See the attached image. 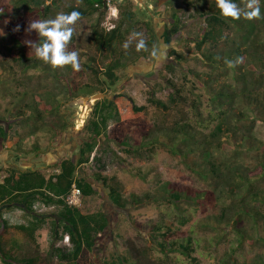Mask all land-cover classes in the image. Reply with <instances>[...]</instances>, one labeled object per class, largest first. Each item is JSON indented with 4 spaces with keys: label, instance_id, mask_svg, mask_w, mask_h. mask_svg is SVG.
<instances>
[{
    "label": "trees",
    "instance_id": "16d2710c",
    "mask_svg": "<svg viewBox=\"0 0 264 264\" xmlns=\"http://www.w3.org/2000/svg\"><path fill=\"white\" fill-rule=\"evenodd\" d=\"M60 1L52 0V3L47 5L45 0H0V23H6L8 29L0 38V98L13 97V100L8 101L9 103L0 112V125L4 126L0 131V138L6 139L10 135L9 132L13 131L11 155L14 156L40 158L48 152L55 151L56 143L59 144L67 131L74 128V119L72 120L71 117L77 110L73 108L76 100L96 93L106 94L104 89L97 90V87L82 82L84 71L80 56L79 71L73 70L71 66L66 67V70L65 68L54 70L38 60L31 43L38 41L39 37L35 33L28 32V26H25L32 20L26 18L18 23L11 21L14 9L16 11L24 9L27 14L42 11L38 19H48L54 15L53 9L59 6ZM196 1L198 6H202L198 12L204 23L203 30L197 41H188L184 47L189 55L194 49L195 59L200 60L210 72H196L188 68V76L185 75L179 85L167 77L164 78L170 86L167 89L169 101L174 102L177 98L186 99L184 96L187 93L193 95L196 99L192 106L201 121H203L200 112L203 106L201 99L203 90H207L211 94L212 106L209 120L214 127L207 140V137L199 139L196 135L189 134L186 125H177L174 128L178 129L173 130V133L182 136L170 137L168 139L170 143L165 144L171 155L180 158L182 164L190 165L194 177L198 178L197 181L205 177L207 186L199 184L200 188L191 189L164 183L152 192L143 194L132 192L129 197L123 196L121 187L114 183L116 178L105 175L107 161L104 159L112 153L108 145L111 142L127 149L129 155L137 153V148H126L124 145L126 132L123 130L129 122L141 117L146 107L138 106L128 95L117 97L113 110L108 109L103 100L93 105L91 118L86 121L82 129L84 132L90 130L91 134L87 135L80 144L77 155L71 153L69 159L56 160L42 172H21L19 168H15L13 173L0 182V212L3 208L17 207L23 208L27 213H33V202L38 199L58 206L50 213L38 214V217L49 215L57 219L52 228L55 240L59 237L61 223L64 224L62 226L64 235H69L74 247L72 264H96L95 252L98 239L110 226L105 208L106 200L86 178V174L94 179V183L106 189L111 203L121 209L114 234L124 242H127V234L133 229L141 231V234L148 232L150 249L157 250L164 257L177 253L192 264H204L196 256L198 247L211 253L218 250L222 240L236 237L237 250L233 248V253H226L219 264H264L262 253H256L250 261L238 260L239 252L247 247L254 249L256 246L264 249V140L251 143L239 137L243 132H250L256 122L264 127V0H260L262 18L252 21L223 18L216 6V0ZM104 2V0H82L83 5H69L65 8V13L79 11L81 19L99 13L97 28L100 26V18L104 15L102 9ZM233 2L240 4L241 0H233ZM186 3L189 6V2ZM118 6L121 17L117 28L108 35L97 28L93 34L97 49L105 50L113 57L116 56V50L123 42L124 33H129L137 24L135 8L138 7L135 6L134 0H121ZM169 21L171 22H168L169 25L172 23L176 25L179 23V18L172 17V21ZM18 25L19 31H14ZM225 29H231L233 32L227 49L218 50L216 53L208 52L206 46L212 43L215 33H222ZM153 38L157 40L155 36ZM152 52L151 49L140 51L132 49L126 58H115L106 65L105 78L110 85H116L120 70L134 66L140 60L154 59ZM84 57L89 64L87 67L95 74L100 73L95 65V58L88 55ZM168 57L174 61L172 67L174 64L183 66L190 60L184 52L175 49L169 51ZM236 57H243V63L235 68H228L224 64L225 59L235 60ZM90 65L93 67L90 68ZM15 66H19V71ZM223 71L237 83L238 90L224 86L219 88L218 74ZM26 81L31 84L28 88H25ZM151 96L152 94L148 98L150 104L168 110L169 106ZM239 98H243V103L249 102L250 99H253L255 104L258 103L256 118L245 120L244 112L236 108ZM108 112L120 113V121L109 126L110 114H106ZM147 126L150 125L144 126V129ZM159 128L158 125L152 126L154 132ZM152 129L149 127L148 132L141 133L143 138L150 133L154 135L150 138H155L150 142L152 146L162 147L163 132L162 135H156L152 133ZM144 144L140 143V147L143 148ZM230 144H233V147H230ZM216 151L222 154L221 157H216ZM242 152L253 153L261 160L255 171L244 164L247 155H241ZM116 162L119 164L118 159ZM207 169H209L207 174H204ZM155 182L156 180L149 181L150 184ZM47 184L56 187L62 196L60 195L56 200L47 195L44 189ZM73 185H77L82 192L81 205L78 207H71L65 203V197ZM161 200L170 202L180 210L183 209L182 204L201 208L202 213L210 208L212 214H215L202 217L198 226L203 231L214 232L215 242L202 241L196 244L192 236L175 239L180 227L170 221L158 222L142 232L144 228L131 219L127 210L141 209ZM226 200L232 201V204L224 205ZM9 225V222L3 221L2 232L7 230ZM19 228L24 231L26 229L24 226ZM254 229L257 230L256 236ZM0 257L5 263L41 264L43 256L38 252H23L17 245L7 249L0 240ZM43 260L45 264H59L54 262L51 252ZM121 263L133 264L128 263L124 258Z\"/></svg>",
    "mask_w": 264,
    "mask_h": 264
},
{
    "label": "rangeland",
    "instance_id": "374dc122",
    "mask_svg": "<svg viewBox=\"0 0 264 264\" xmlns=\"http://www.w3.org/2000/svg\"><path fill=\"white\" fill-rule=\"evenodd\" d=\"M45 1L47 5L52 3V0ZM120 1L121 0H114V4L119 5ZM138 2L140 1L138 0ZM186 2H189V6ZM134 3L135 6L138 7L135 8L137 9V24L131 28L129 33H124L125 37L122 40L123 42L118 46L115 57H113L111 53L105 52V50L99 51L96 47V40L93 36L95 29H101L103 34L108 35L101 28L104 15L100 18V26L96 28L99 13L78 21L75 25V33L68 45V50L77 51L82 59L81 67L84 71V75L81 78L82 82L97 87V90L100 88L104 89L106 97L103 101L108 109H114V101L120 95H128L135 100L138 106L146 107L145 113L136 120L129 122L123 130L126 132L124 145L126 148H137V153L129 155L126 152L127 149L121 148L113 142L108 143L112 153L109 157L104 159L107 161V172L104 173L109 178H116L114 183H117V185L121 187V193L125 198L129 197L132 192L140 194L152 192L156 187L164 183L178 188H200L199 184L202 186L206 185L205 177L197 181L198 178H196L197 176L194 177V174L190 170V165L182 164L180 158L171 155L165 143H170V141H168L170 137H174L175 135L179 137L182 136V134L178 135L177 133H173V130L178 129L174 127L180 124L186 125L189 134L196 135L199 139L207 137V140H209V135L214 127V124L209 120V112L212 108L210 103L211 94L207 90H203L204 94L201 99L203 106L200 111L203 121H201L192 106L193 101L196 99L193 95L191 96L187 93L184 96L186 99L177 98L174 102L169 101L170 98L167 89L170 86L165 82L164 77H167V79L179 85L182 83L184 76H188V68L196 72H210L208 67L200 63V60L195 59L196 52L194 49L189 55L184 47L188 41H197L202 33L204 23L201 20L202 16H199L200 12H198L202 6H198L196 0H142L141 6L135 1ZM69 5L80 6L83 4L82 0H61L59 6L53 9L54 15L50 16L48 19L55 18L59 12H65V8ZM41 12L42 11L27 14L24 9L20 11L14 9L11 21L13 23H18L26 18H28L29 21L36 20ZM172 17H178L179 23L176 25H173V23L169 25L168 22H170L169 20L172 21ZM25 26L27 27L28 25ZM7 30V24L0 23V38ZM133 33H141L143 35L146 41V50L151 49L153 51L152 55L155 52V58L149 61H137L134 66H129L126 69L120 70L118 72V83L116 85H110L104 76L106 65L115 58H126L132 49H136L138 37L133 36ZM232 35L233 32L231 29H225L222 33L216 32L212 43L206 46L208 52L216 53L218 50H226L229 46V40L233 37ZM153 36H155L157 40H155ZM126 42H129V47L125 51L123 46ZM171 49L184 52L189 56L190 60L183 66L174 64V67H172L174 61L168 57V53ZM192 54H194V56ZM85 55L95 58V65L100 73L95 74L87 67L89 64L84 60ZM92 67L93 66L90 65V68ZM15 68L19 71V66H15ZM218 77L220 80V82L217 83L219 88L224 86L231 90L239 89L237 83L231 80L226 72H221V74H218ZM30 86V82L26 81L25 88ZM97 94L100 93H96L95 95ZM151 94V97L169 106L168 110L150 104L148 98ZM12 100L13 97H9V99L0 98V112H2L9 103L8 101L11 102ZM76 103L73 108L77 110L71 117L72 120L74 119V128L67 131L59 144L56 143L57 153L54 155L56 158L61 159L69 153H75V155H77V149L80 144L86 139L87 135L91 134L90 130L84 132L82 129L86 125V121L91 118L92 107L95 102H87L85 105L84 99H79L76 100ZM236 108L240 112H244L246 121L258 116V103L255 104L253 99L243 103V98H239L236 102ZM110 113L111 112H108V114ZM120 117L121 115L118 112L111 113L108 125L112 126L117 123L120 121ZM146 125L150 126L144 129ZM153 125H158L160 128L154 132V129H152ZM3 127V125H0V129H3ZM149 127L152 129L153 134L162 135L163 132L164 139L162 138L161 141L164 147H153L150 142L155 138H150L154 136L150 133L146 138H143L141 133L144 134L148 132ZM9 134L10 135H8L6 139L0 138V179H5L10 172V169L4 167V163L10 164L11 169L14 164L20 162H26V167L22 168L23 170H27L32 164L40 168L47 167V164L50 163L49 156L47 157L49 152L44 154L45 156L42 158H31L30 161H28L29 159L24 155L23 157H14V154L11 155L12 152L9 151H11L12 147L11 137L13 136V131L11 130ZM239 137H243V139L249 140L251 143H254L256 140L262 141L264 140V127L261 123L256 122L250 132H243ZM140 143H145L143 148L140 147ZM229 146L233 147V144ZM245 154L247 156H245L244 164L250 167L252 171L254 169L256 170L261 160L253 153H241V155ZM221 155L222 154L216 151V157H221ZM196 158H198V156H196ZM40 159L41 163H34V161ZM117 159L119 160V164L116 162ZM94 167H96V165H94ZM41 170L44 171L43 169ZM208 170L209 169H207L204 174H207ZM86 178L94 184L99 193L103 194L106 200V213L110 221V226L98 239L95 252L96 264H122L123 258L127 260L128 263L131 262L133 264H192L189 260L177 253H173L169 257H164L157 250L148 247V232H145V229L163 221H170L174 225L180 227L179 233L175 236V239H183L192 236L193 239L196 240V244L202 241L215 242V238H213L214 232L203 231L198 226V222L202 217L212 214L210 208H208L205 213H202L201 208H193L186 204H182L183 209L180 210L165 200L148 204L141 209L127 210L131 219L140 224L142 228H144L142 232L145 233L141 234V231L133 229L127 234V242H124L123 239L114 234V230H116L115 224L118 223V216L121 209L111 203L106 189L94 183V179L87 174ZM152 180H156V182L150 184L149 181ZM231 204L232 201L230 200L224 202L226 206H230ZM4 209L6 208L1 209L2 211L0 212L2 215H0V240L7 249L18 244L17 246L21 248L23 252L40 253L43 256L41 264H45L43 259L50 252L54 262L59 264H72L71 256L74 247L71 242L65 243V232L62 230L63 223L60 225L59 237L55 240L52 237L51 230V227L57 221L55 217L49 215L38 217L37 213H27L25 211V213L17 215L19 219L24 221V224H10L7 227L8 229L2 232ZM214 214H212V216ZM20 226L26 227L25 232H19V230H17ZM121 226L123 227L122 224ZM253 232L256 236L257 230L254 229ZM26 233L31 234L33 238ZM254 247V249L247 247L242 252H239L238 260L250 261L256 253L264 254V249L256 246ZM233 248L236 250L238 248L236 237H227V240H222L218 250L212 251L211 253L198 247L196 256L199 261L204 264H219L221 259L226 256V253L234 252ZM0 264L12 263H5L0 257Z\"/></svg>",
    "mask_w": 264,
    "mask_h": 264
},
{
    "label": "clouds",
    "instance_id": "9594fccd",
    "mask_svg": "<svg viewBox=\"0 0 264 264\" xmlns=\"http://www.w3.org/2000/svg\"><path fill=\"white\" fill-rule=\"evenodd\" d=\"M216 6L220 15L225 19L252 21L262 18L260 0H241L240 4L233 2V0H216ZM80 19L81 13L79 11H71L70 13L59 12L52 19L32 20L28 25L27 31L35 33L39 37L38 41L31 43V48L36 58L54 70L71 66L73 70L79 71V53L77 51H69L68 45L75 33V25ZM14 31H19V25ZM132 35L138 37L136 50L146 49V41L143 35L141 33H133ZM123 47L126 51L129 47V42H126ZM153 55L155 56L156 53L154 52ZM243 60V57H236L235 60L225 59L224 64L228 68H235L243 63ZM0 180V182L4 181V179ZM14 208V210H7L4 213L20 209Z\"/></svg>",
    "mask_w": 264,
    "mask_h": 264
},
{
    "label": "built area",
    "instance_id": "2783aa9c",
    "mask_svg": "<svg viewBox=\"0 0 264 264\" xmlns=\"http://www.w3.org/2000/svg\"><path fill=\"white\" fill-rule=\"evenodd\" d=\"M134 1L139 3L141 6L142 0H139L140 2H138V0H134ZM97 7L99 8L98 5ZM102 9L104 11V21L102 23L101 28L105 33L110 34L117 28V25L120 19V9L117 4H114V0H105ZM46 194L51 197H54L56 200L58 199V197H55V195L50 192L46 191ZM60 199H63V198H60ZM81 200H82L81 189L77 185H73L69 194L65 197V203L71 207H78L81 205ZM57 207L58 206L55 204H50L49 202L37 200L33 202L32 210L34 213L39 214L45 211L51 212L55 210ZM23 213L25 212L21 209H17L12 212L4 213L3 220L13 225L24 224V221L19 219V217L17 216ZM64 240H65V243H70L69 235H65Z\"/></svg>",
    "mask_w": 264,
    "mask_h": 264
},
{
    "label": "crops",
    "instance_id": "0c3cea01",
    "mask_svg": "<svg viewBox=\"0 0 264 264\" xmlns=\"http://www.w3.org/2000/svg\"><path fill=\"white\" fill-rule=\"evenodd\" d=\"M108 114V113H107ZM111 114V113H110ZM109 115V114H108ZM109 117H110V115H109ZM3 129L1 128L0 129V131H2ZM1 133V132H0ZM9 152H11V151H9ZM57 153V150H55V151H52V152H49L48 154H47V157L49 156V160H50V163L49 164H47V167H43V168H40L39 166H33V164H32V166L30 167V168H28L27 170H23L22 168H25L26 166H25V164H26V162H20V163H18V164H14L13 165V167H12V169L10 168V164H8V163H4V167L5 168H7V169H10V172H9V174H11V173H13L14 171H15V168H19V170L21 171V172H28V173H34V172H42V170L41 169H43L44 171L46 170V169H48V167L49 166H51L56 160H59V158H56L54 155ZM71 155L72 154H67V155H65V156H63V158H61V159H64V158H66V159H69L70 157H71ZM43 156H45V155H42V156H40V158H42ZM14 157H16V156H14ZM20 157H23V156H20ZM31 158H36L35 156H30V157H27V159H29L28 161H30L31 160ZM26 159V160H27ZM27 161V162H28ZM34 163L35 164H37V163H41V159L40 160H38V161H34ZM19 170H17L18 172H20ZM47 172L49 173V171L47 170ZM44 173V172H43ZM45 191H47V192H50V193H52V194H54L55 196H57V197H59L61 194L57 191V188L56 187H54L53 185H51V184H47L46 186H45ZM62 196V195H61ZM3 199V198H2ZM5 201V199L3 200V202ZM7 210H14L15 208H6ZM21 210H23V208H20ZM24 212H25V210H23ZM56 220V219H55ZM52 228H54V226H52L51 227V230H52ZM17 230H19V232H25L24 230H22V229H20V228H18ZM53 232V231H52ZM54 233V232H53ZM52 233V234H53ZM26 234H28V235H30L31 236V238H33V236L31 235V234H29V233H26ZM60 234V233H59ZM52 237H53V235H52ZM17 244V243H16ZM18 245V244H17Z\"/></svg>",
    "mask_w": 264,
    "mask_h": 264
},
{
    "label": "water",
    "instance_id": "95a60500",
    "mask_svg": "<svg viewBox=\"0 0 264 264\" xmlns=\"http://www.w3.org/2000/svg\"><path fill=\"white\" fill-rule=\"evenodd\" d=\"M105 97H106V95L103 94V93H100V94H97V95H94V96H91V97L88 96V97H85V98H84V104L86 105L87 102L94 101V102H95L94 105H95V104L98 103L100 100L105 99Z\"/></svg>",
    "mask_w": 264,
    "mask_h": 264
},
{
    "label": "flooded vegetation",
    "instance_id": "af4514ba",
    "mask_svg": "<svg viewBox=\"0 0 264 264\" xmlns=\"http://www.w3.org/2000/svg\"><path fill=\"white\" fill-rule=\"evenodd\" d=\"M43 213H50V211H45V212H43Z\"/></svg>",
    "mask_w": 264,
    "mask_h": 264
}]
</instances>
